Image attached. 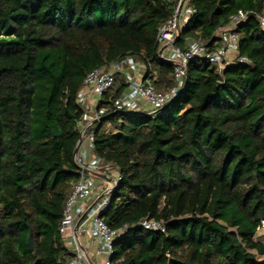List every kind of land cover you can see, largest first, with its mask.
<instances>
[{"label":"trees","instance_id":"obj_1","mask_svg":"<svg viewBox=\"0 0 264 264\" xmlns=\"http://www.w3.org/2000/svg\"><path fill=\"white\" fill-rule=\"evenodd\" d=\"M178 45L217 47V29L264 0H187ZM180 0H0V264H69L60 222L80 171L74 151L86 76L128 53L174 85L157 34ZM248 62L189 63L180 94L156 114L116 111L122 75L103 94L94 154L121 176L108 209L113 264H264V28L237 29ZM145 218L163 229L143 227ZM32 232L33 249L27 238Z\"/></svg>","mask_w":264,"mask_h":264},{"label":"built area","instance_id":"obj_2","mask_svg":"<svg viewBox=\"0 0 264 264\" xmlns=\"http://www.w3.org/2000/svg\"><path fill=\"white\" fill-rule=\"evenodd\" d=\"M196 13L197 9L187 0H180L175 13L158 28V56L174 65V85L170 89L158 90L153 81L157 71L151 63L146 62L143 54L133 52L94 69L86 76L77 97V103L84 109V117L79 122L81 139L74 155L80 177L72 186L60 222V233L72 252L69 264H90L81 235L98 242L96 253L103 258L95 264H113L114 242L128 230L127 225L112 229L101 217L110 205L114 188L121 176L112 168L103 169L101 158L93 153L94 132L107 111L105 107H100V103L116 77L122 75L128 85L116 100V111L156 114L180 94L192 60L203 58L219 68L234 62H248L249 59L240 54V35L237 29L250 15H254L264 28V13L239 10L231 16L227 25L216 30L215 35L220 38L217 47L211 49L199 39L189 40L184 46L178 45L177 40L182 37L184 29ZM96 173L104 174L105 177ZM141 225L151 230L163 229L162 222L150 218L143 219ZM260 229H264V219Z\"/></svg>","mask_w":264,"mask_h":264},{"label":"crops","instance_id":"obj_3","mask_svg":"<svg viewBox=\"0 0 264 264\" xmlns=\"http://www.w3.org/2000/svg\"><path fill=\"white\" fill-rule=\"evenodd\" d=\"M81 241L90 257V264H95L96 262L100 263L103 257L96 253V250L98 248V242L94 239L86 237L85 235H81Z\"/></svg>","mask_w":264,"mask_h":264},{"label":"water","instance_id":"obj_4","mask_svg":"<svg viewBox=\"0 0 264 264\" xmlns=\"http://www.w3.org/2000/svg\"><path fill=\"white\" fill-rule=\"evenodd\" d=\"M80 139H81V137H80ZM80 139H79V141H78V143H77V146H76V148H75L74 155H75V154L77 153V151H78ZM96 174H97L98 176L105 177L104 174H101V173H96ZM27 242H28V245H29L30 249H33L32 232H31V231L29 232V235H28V238H27Z\"/></svg>","mask_w":264,"mask_h":264},{"label":"rangeland","instance_id":"obj_5","mask_svg":"<svg viewBox=\"0 0 264 264\" xmlns=\"http://www.w3.org/2000/svg\"><path fill=\"white\" fill-rule=\"evenodd\" d=\"M258 235L264 237V229H260Z\"/></svg>","mask_w":264,"mask_h":264}]
</instances>
